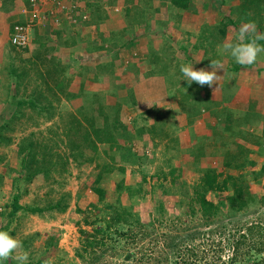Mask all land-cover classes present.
I'll return each mask as SVG.
<instances>
[{
  "label": "rangeland",
  "instance_id": "374dc122",
  "mask_svg": "<svg viewBox=\"0 0 264 264\" xmlns=\"http://www.w3.org/2000/svg\"><path fill=\"white\" fill-rule=\"evenodd\" d=\"M80 1L84 2L82 3L88 9L87 13L79 14V5L76 13L77 15L75 16H72L71 13L67 15L68 17L64 14H59V25L69 23L68 25H70V27H79L83 20L89 21L90 17H94L96 15L95 11L103 17L104 21L110 18L109 21H107L110 27L115 26L117 28V19H119V16L123 17V13L129 16V12L136 13L140 15V17L143 15V17L153 19L154 23L157 25V22L161 20L160 11H165V9H169V4H174L172 0ZM193 1L194 0H189V3H193ZM13 2L15 4L22 3L24 5L26 0H13ZM241 2H243V0H241ZM175 5L176 4H174V6ZM11 6H14V4L10 3V0H0V8L2 11H5L3 19H5L6 14H8L6 13V9ZM42 9L44 10L43 7ZM235 11L238 13L239 10ZM3 19H0V23L4 22ZM125 25L130 26L129 23ZM234 25L236 27L238 26V24ZM3 28L4 29L0 31V38L3 37L2 32H5V28L6 31L10 30V25L4 26ZM121 28L126 31L129 30L132 35H135L137 32L140 34L143 27L137 28L138 30L125 27ZM209 29L203 28L201 30H196V35L190 36L191 38L197 37L196 40L188 43L186 48L192 49L199 43H202L200 42L202 41L201 38L203 40L209 38L208 40L210 42L212 39H215L213 36L219 35L213 34V32L210 31L211 29ZM43 30L44 27L43 29L39 28V22H35L34 25L29 28V37L31 36L33 45H36L33 42V37H41V32H43ZM98 32L91 31L90 35L97 37ZM46 33V36H51L48 31ZM114 33L116 34V32ZM106 34L107 33H105V35ZM72 36L76 39V48L80 47L81 49V45L83 44V46H86V42L77 38L74 33H72ZM136 37L135 41L132 40L134 43L131 47L126 49L119 47L115 50L118 55L122 53L123 56H127L128 54L124 60L125 65L123 66L128 72L132 71L128 65L137 54L143 51L140 44L142 41L144 42L146 40L145 36L140 35ZM212 41L210 44H206L205 50L213 46ZM124 43L128 44V42L125 41ZM119 45L121 44L119 43ZM5 46V53L7 54L8 52V56L2 58L0 54V115H8L7 117L9 119L11 116L10 114L16 109L15 106L19 100L33 98L34 89L38 87L37 84L44 87L46 84L42 82V78H38L35 66L30 63L29 59L27 60L28 57H31L33 62L37 63L38 66L41 62L40 57L44 53V48L39 46L36 48L33 47V49H28V52L24 54L22 51H13L9 49L8 39ZM177 46H179V44ZM218 46L219 44L217 43L214 50L218 49L220 53L215 52L212 56L208 55L207 60L210 63L205 64L203 61L205 65H210L211 59L218 58V60H220L219 57L226 56L221 54L222 51L217 48ZM113 52L114 51L111 50L106 53L113 54ZM194 52L195 50L192 51V54L186 55L184 49L179 46V48L174 51V54L171 51L168 52L172 57L171 60L168 59L169 55L167 54V58L158 59L157 52H152V54L154 53L152 57L158 59L159 63L164 60L161 64L162 67H159L158 70H162V73L166 72L169 74V78L174 82L172 83L173 87L179 90L180 94H176L181 95V98L185 96V98L189 99L188 111H184L183 114L186 120L185 124L180 122L182 121V115L178 112L179 109L175 110L180 118L178 116L173 117L174 114L171 115L169 111H166V113L163 111L165 116L162 119L157 116L160 112L159 110L156 111L155 107L146 109L145 111L147 114L137 119L136 114L141 113L140 109L135 113L133 109L125 107L124 99L118 97L117 101L113 97H110L111 94L109 92H97L96 90H92L95 88V84L100 80L99 78L98 80L89 78L85 88L87 93L81 96L82 98L77 97L76 99H72V101L66 97H62L61 99L55 97L56 93L59 94L60 92L56 84L53 85L52 92L43 87V92L46 93L47 91L49 98L52 100V102H50L49 99L44 100V104H48L49 106V103H52V109H50L49 112L44 111L40 116L29 106H26V109H23L25 116L19 121L11 124V129L7 131L6 134L13 139V143L0 146V174L3 175V171L6 172L4 177L1 176L3 179L0 181V231H7L22 242L23 247L20 252L28 253L29 259L27 264H161L162 262L160 263L159 260H164L165 262L163 264H168L170 261L172 262L171 256L166 253L167 250H165L166 248L164 246L166 244H164V242L158 243V237L160 238L163 233H167L171 236L167 242L170 243L173 241V238L177 239L178 235L184 234L180 232L184 231L183 228H177V226L181 225V221L177 222L180 216H183L185 220L190 219L191 222H194V227L197 226L198 229H202L201 231H208L210 229L208 226H204L205 224L202 221L201 212L194 218L186 215L184 216L183 213L188 210L192 211L191 205L194 208L197 207L195 204L194 186L200 181L204 172L203 170L206 168H214L218 171H224L226 156L231 159L235 165L238 163H246L247 168L238 169L235 174L244 175V181L249 184L251 191L256 195V200L255 203H252L251 206L243 212L233 215L224 213V222L222 223H230V228H232L236 222L242 224H250L252 222L264 226V202L262 200L264 197V175L258 176L257 174L264 163V92L260 91L262 87L256 91L257 94H251L252 97L255 96L254 98L258 101V106L260 107L257 108L258 106H256L254 109L250 110L249 108H251V105L249 101L247 102L248 94L246 96V93L237 91L239 85L234 84V89L229 85H224L225 88L218 89L219 94L217 95H220V98L218 97L219 100L215 102L212 99L204 103L201 101V113L196 117L195 122L190 124L187 116L191 110L190 101L195 97L199 99L200 96L208 94V92L202 93L203 90L207 89L208 85L200 86L199 84L192 83L191 86H189L188 82L183 80L182 73L180 72V66L182 64H191L196 70L203 65L201 61L192 59ZM10 56L13 57L15 65L21 69L19 72L22 71L25 65L30 66L29 73L32 79L29 77L27 80L25 79V81H23L18 78L19 74L12 73V68L9 65ZM258 60H264V53L260 55ZM84 61L85 60H83V62ZM167 62H169L170 65L165 64ZM231 62L237 64L234 58H231ZM157 67L155 68V73L157 72ZM203 69L208 68L204 67ZM105 72H108L107 69H105ZM233 72L234 71H232V73ZM111 75L114 76V78L116 77L114 74H110L109 78H111ZM236 75H238V78H243L238 72L235 76ZM225 77L226 75L223 76V78ZM228 77V79H230L229 81H232V83H238L241 79L237 77L235 79L234 75H228ZM249 79L250 76L247 77V82L251 83L252 80ZM83 81H85V79L79 78L78 81L72 82L70 86L73 90L80 92L81 83ZM48 82H50V79H48ZM110 83L113 85V89L117 87V85L114 84V79H110ZM88 88L91 90H88ZM50 93L53 96L50 95ZM95 93L99 95V99L94 97ZM131 93H128V97ZM133 94L137 102L143 99V101L147 100L148 102H153L151 99H165V97L167 98V96L170 95V93L164 92H138ZM128 97L126 100L133 102V99H128ZM147 98H149V100ZM95 100H98L97 104ZM115 102L119 103L120 109L117 107L112 108V106H115ZM168 102H170V100ZM82 107L87 110L86 112L90 115L96 113V121H98L99 118L102 119L100 113L109 114L111 112L112 117H114L115 112L119 111V116H115L117 121H119V126L122 129L124 127H129L131 132L134 133L132 141H129L130 143L127 145H133L134 151L141 159L143 156H146L142 163L133 164L132 162H127L124 159L125 157L122 158L121 151H117L118 149L115 146L110 148L108 145H100L99 161L111 162L112 159L110 155L115 159L112 163L115 169L109 177L112 183V185L109 183V190L114 187L115 183L120 182L122 179H125L132 186L137 187L142 177L144 175L148 176L147 179L149 182L144 184L147 198H141L135 205V208L136 211L141 214L144 221H149V223L153 222L150 227L151 234L143 239V241L127 243L122 239V241H117L116 243L111 242L110 244H112L113 247L110 248V246H108L105 249H98L96 257L87 255L85 258H82L79 253L83 252L82 243L87 232H93L94 226L92 221L95 219H103L104 215H108L104 212L100 213L98 210H94V212L90 213L92 203L99 202L98 197L90 186L92 183L91 181L94 179L93 176L98 172L97 161L90 163L85 161L82 164L81 159L75 160L72 157L69 158L70 147L68 144V135L66 134V126L70 125L72 117L84 120L86 125L89 124L86 121L87 119L83 117L82 111L80 112ZM50 112L54 113L52 119H49L47 116V113ZM135 119H137V121ZM158 119L165 121V132H161L157 129L155 138H150V134L146 128ZM113 120H111V122ZM73 126L77 127L76 124ZM198 128L201 130L199 131ZM74 130L75 129H73V131ZM82 132L83 131H81V133ZM78 133L80 132L77 130V134ZM31 135H34L36 139L43 142L47 148L52 149L50 156H57L56 159L58 158V160L56 161V167L49 173L37 176L30 184H26L25 182L19 183L21 190L28 188V192L22 196L20 203L25 206L47 207L50 203H56L64 198V201L68 202V207L62 212L59 209H48L43 213H33L27 209L20 210L14 218H11L8 214L11 207H7L6 205H11L14 193L18 192L13 183L15 180L14 177H16L14 168L19 166V162L14 159V157L17 155V146L20 140ZM82 141H84V139ZM121 142L122 144L127 143V141L122 139ZM105 149H108L107 153L104 151ZM201 149L202 151L204 150V152L199 153ZM123 155L126 156L125 153ZM250 160L255 161L256 164L251 165L249 163ZM64 162H67V164L63 171ZM164 189H167L170 193H164ZM114 198L115 196L109 195L108 202H110V200L113 201ZM211 198H214V196L211 195ZM161 199L164 200L166 204L165 207L167 208L164 214L158 212L156 208L157 203ZM134 200L135 199L128 198L126 202L132 205ZM182 200H184L188 207L185 208V204H181ZM79 209L85 212H81ZM1 211L6 212H4V214L1 213ZM163 215L166 216L163 218L164 221L169 225L161 227L159 221L162 219L161 216ZM83 230L87 232L83 233ZM213 238L214 241L217 242L222 239L217 235ZM204 241L208 243L207 248L210 256L208 260L212 262L215 256L211 247L214 249L215 246L217 247V243L213 244L212 238H205L199 240L196 246L198 247V245ZM201 255L204 256V251L201 252ZM229 255L230 252L228 250L222 252L219 261H227ZM0 264H18V262L10 258L7 261H0Z\"/></svg>",
  "mask_w": 264,
  "mask_h": 264
},
{
  "label": "trees",
  "instance_id": "16d2710c",
  "mask_svg": "<svg viewBox=\"0 0 264 264\" xmlns=\"http://www.w3.org/2000/svg\"><path fill=\"white\" fill-rule=\"evenodd\" d=\"M66 1L67 0H63V3H67ZM172 2L179 7L187 9L188 11H193L188 8L190 5L189 0H172ZM260 2L261 0H243L242 5H246L247 7L250 6L251 9L256 11V7L259 6ZM10 3L15 4L13 0H10ZM24 6L29 9L31 8L29 0H26ZM95 12L96 15H93L94 17L90 18V22L98 24L99 18L100 20H103V17L99 15L97 11ZM96 16H98V18ZM85 21L88 20H83V22ZM28 23L29 18L24 12H21L19 16L14 17V21H12L10 24V40L8 41V45L11 50H19L24 54L28 52V49H33V47L36 48L37 46L45 49L44 54L41 57V62L38 66L37 63L33 62L31 57H28L27 60L29 59L30 63L35 66L38 78H42V82L46 84L44 88L52 92L53 85L56 84L57 88L60 90L59 94L56 93V98L59 97L61 99L62 97H66L67 99L72 100L87 93V90L85 89L86 81L81 83L80 92H73L69 90L71 83L75 80L74 76L76 75L82 79L90 78L98 80L100 74H108V72L115 74L117 71H123L124 63L117 60H113L112 63H103L101 61L98 63V65H96L93 71L91 69L88 70L84 63L81 65L71 63V65H69L67 63L68 60L64 61L61 59V57L59 58L55 54H58L60 49H62L58 45L66 46V48H72L76 45V39L71 35L63 40L61 37L63 34V31L61 30L62 26L54 22L49 23V20L47 21L46 19L42 23L44 24L43 34L37 40L39 43L33 45L31 36L29 37V42L25 46L13 43L12 37L15 35L16 26H26ZM223 29L221 26H218L216 30L213 31V34H219L221 31L223 34H226V30ZM47 31L50 34L60 35L59 39H54L52 36H46ZM101 35L103 36L104 33L101 32ZM219 36L220 34L214 36L215 39H212L213 41H211L215 42L217 40L216 37L218 38ZM104 41L105 40L102 39L103 46H97L94 44L91 46L89 45L88 48L96 47L104 51L106 49L104 46ZM50 54H52L51 58L49 57ZM204 62L205 64L210 63L208 60H205ZM9 65L12 68V73L14 72L15 74H19V79L25 81V79L27 80V78H31L29 73L30 66L25 65L22 71L19 72L21 69L15 65V61L11 56L9 59ZM72 66L75 67L74 71ZM76 67H78V70H76ZM105 69H107L108 72H105ZM90 72L93 73V78L88 77ZM48 79H50V82H48ZM111 79L116 81L117 77L114 78V76L111 75ZM37 86L38 87L34 89L32 96L33 98L28 100L21 99L17 102L15 106L16 109L12 114H10L11 116L9 119L7 117L8 115H0V146L10 145L13 143V139L8 137L6 132L11 129V124L13 122L19 121L25 116L23 109H26V106H29L40 116L44 113V111L49 112L50 109H52V103H49V106L48 104H44V100L47 99L52 102L47 91L46 93L43 92V86H40V84H37ZM50 95L52 94L50 93ZM94 95V97L99 99V95L97 93ZM129 98L133 99L134 104L137 103L133 93H131ZM203 99L204 97L200 96L199 99L198 97H195V99L190 101L191 110L189 111V114H187L190 124L194 123L196 117L201 113L202 108L200 104ZM181 100L185 102L189 99H186L185 96H183ZM97 101L98 100H95L96 104ZM115 107L120 109L119 103H117L115 106H112V108ZM82 109L83 107L81 108L80 112L82 111L81 113L83 117L87 119L86 121L89 124L86 125L84 120H80L77 117H72L70 120V127L66 126V134L68 135V144L70 147L69 158L72 157L75 160L81 159L82 164L85 161H88V163L97 161L98 172L95 176H93L94 179L91 181L92 183L90 186L92 191L98 197L99 202L92 203L90 213L94 212V210H98L100 213L104 212L108 215H104L103 219H95L92 221L94 226L93 232H87L84 230L82 231L83 233L87 232V235L83 239L82 243L83 252L79 254L82 258H85L87 255L96 257L98 249H105L108 246H110V248L113 247V245L110 244L111 242L116 243L117 241H122V239L127 243L143 241V239L151 234L150 227L153 222L149 223V221H144L141 214L137 212L135 208V205L139 200H141V198H147L144 184L149 182L147 179L148 176L144 175L137 187L132 186L125 179H122L120 182L115 183L114 187L109 190V185H112L109 177L111 176L112 171L115 169V166L112 164L114 162L113 160L115 159H113V156L109 154L112 159L111 162L99 161L100 145H108L110 148L115 146L118 149L117 151H121L122 158L125 157L124 159L127 162H132L133 164L142 163L146 156H143L141 159L140 156H138L134 151V146L127 145L132 141L134 133L131 132L129 127H124L122 129L119 126V121H117L115 117L116 115L119 116V111L115 112L114 117H112L111 112L109 114L100 113L102 115V119L99 118V120L96 121V113L90 115L86 112L87 110ZM159 112L160 114L157 116L163 119L165 116L164 112L161 110H159ZM47 116L49 119H52L54 113H47ZM111 120L113 121L111 122ZM155 122L156 123L151 127V129L149 128L153 134L155 135L157 129H159L161 132H165V121L158 119ZM75 124L77 127L73 126ZM73 129L75 130L73 131ZM154 129H156V131H154ZM77 130L80 132L78 133L79 136L77 134ZM81 131L83 132L81 133ZM83 139L84 141H82ZM121 139L127 141V143L122 144ZM17 148V155L14 157V159L18 160L19 166L14 168L16 177H14L15 180L13 184H15V188L18 190V192L14 193L11 205H6L7 207H11V210L8 213L10 217L14 218L20 210L26 209L33 213H43L48 209H59L61 212L65 211L68 207V202L64 201V198L57 201L56 203H50L47 207L25 206L20 203L22 196L28 192V188L21 190L19 183L25 182L26 184H30L37 176L44 173H49L56 167V161L58 158L56 159L57 156H50L52 149L47 148L45 144L36 139L34 135L22 138L18 143ZM104 151L107 153L108 149H105ZM202 152H204V150L202 151L201 149V152L199 153ZM124 153L126 156L123 155ZM249 163L251 165L256 164L253 160H250ZM66 164L67 162L63 163V171L65 170ZM224 165V171H218L214 168H206L203 170L204 172L200 178V181L194 186L195 204L197 207L194 208L191 205L192 211L188 210L183 213L184 216L186 215L194 218L197 217L199 212H201L203 219L202 221L205 224L204 226H208L210 229L208 231H201L202 229H198L197 226L194 227V222H191L190 219L185 220L183 219V216H180L177 222L181 221V225L177 226V228H183L184 231L180 232H183L184 234L178 235L177 239L173 238V241L170 243H167L168 239L171 238L169 234L163 233L160 238L158 237V243L164 242V244H166L164 246L166 248L165 250H167V255L171 256L170 258H172V262L170 261L171 264L264 263V226L252 222L250 224L236 222L234 223L233 227L230 228V223H222L224 222V213L233 215L243 212L245 209L250 207L252 203H255L256 200V195L251 191L249 184L245 183L244 181V175L235 174L236 170L247 168L246 163H238L235 165L233 161L226 156ZM5 173L6 172L3 171V175L0 174V181L3 179L1 176L4 177ZM257 174L258 176L264 175V163ZM163 192L170 193L167 191V189H164ZM109 195L115 196L113 201L110 200V202H108ZM211 195H213L214 198H211ZM128 198L135 199L132 205L126 202ZM262 200L264 202V197ZM181 204H185L184 200L181 201ZM165 206L166 204L164 200H159L156 205L157 211L161 214H164V211L167 209ZM184 206L185 208L188 207L186 204ZM79 210L81 212H85L81 209ZM4 212L6 211H1V213ZM165 217V215L161 216L162 219L159 221L161 227L169 225L164 221L163 218ZM216 235L222 238L219 240V242L214 241L213 237H216ZM205 238H212L213 244L217 243V247L215 246L214 249L211 247L215 256L212 262L208 260V257H210L209 250L207 248L208 243L204 241L203 243H200L198 247L196 246L199 240H203ZM226 250L230 252L227 261H219L221 253L225 252ZM203 251L204 256L201 255V252ZM159 262H162L161 264H163L165 261L159 260ZM170 263L168 262V264Z\"/></svg>",
  "mask_w": 264,
  "mask_h": 264
},
{
  "label": "crops",
  "instance_id": "0c3cea01",
  "mask_svg": "<svg viewBox=\"0 0 264 264\" xmlns=\"http://www.w3.org/2000/svg\"><path fill=\"white\" fill-rule=\"evenodd\" d=\"M67 3H65V7L69 8L71 4H76L79 6V14L87 13L88 9L86 6L79 0H67ZM196 3V5H195ZM53 0H46V3L44 4V10L46 11L44 14H48L47 11L50 9L56 8L54 7ZM25 5V4H24ZM22 3L14 4V6H11L6 9V16L4 17V10L2 11L0 8V19H3L4 22L0 23V31L4 29L3 27L9 26L12 21H14L15 16H19L21 12H23V8L25 7ZM174 4H169V9H165V11H160V19L156 23H154L153 19H149L147 17H143V15H137L136 13L129 12V16L124 15L123 17L119 16V19H117V28L115 26L110 27L107 23L109 19L106 21L100 20L98 24L88 21L81 22V25L79 27H73L68 25L69 23H65V25H61L62 27V39H66L69 36L74 33L77 38L81 39L82 41L86 42V46L81 45L80 47L76 48V46H73L72 48H66V46L58 45L62 49H60V52L57 55L59 58L61 57L62 60L67 61L69 65L75 64L81 65L84 63L88 70H94L96 65H98L99 62L103 63H112L113 60L122 61V63L125 62L127 56H123V54L116 53L115 50H117L119 47H123V49L129 48L133 45V41L137 38L136 36H145L146 40L141 42L140 47L143 50L140 54H137L136 57L133 58V61L128 65L130 70L132 71L128 72L123 68V71L115 72V76L117 77V80L115 81V85L117 87L113 89V85L110 83L109 78L110 74H113L112 72H109L108 74H100L99 81L95 84V88L92 90L101 91V92H109L111 94L110 97H113L118 101V97L124 99L125 107L129 109H133L136 112L138 110H141V113L136 114V117H144L146 113V109H151L156 107V111L161 110L166 113V111H169L173 117H179L175 109H179L178 112L181 113L182 122L185 124V118H184V111H188L187 107L189 105V100H186L185 102L181 100V95H179V90L176 87H173L174 83L170 78L169 74L166 72L162 73V70H158L159 67H162L161 64L164 62L161 61V63L158 62V59H165L167 58L168 52H172L174 54V51L179 48H183L186 52V55L192 54V51L195 50L193 53L192 59H196L195 61H201L203 65H201L199 69L207 67L208 71H211L210 65H205L203 61L207 60L208 55H213V53L217 52L220 53L218 49L214 50V47L219 44L217 48H219L222 51V55H226L225 57H219L220 61L224 65V69L218 70L217 74L221 75L220 80L216 85H213L211 87L208 86L206 90H203V92H208V94H204L201 97H204L202 100L203 103L207 100H219V96L217 95L219 88H225L224 85H229L231 88H235L233 86L234 84L239 85V88L237 91H241L242 93H246V96L248 94L247 102L250 103V110L254 109V107L258 106V101L255 100V96L252 97L251 94L256 93L260 87L261 92H264V60H257V62L251 66H241L238 64H234L231 62V55L229 53L223 52L222 45L225 42H236V35L239 31V28L242 24L247 22H254L257 25V29L259 32H264V0H261L259 3V6L256 7V11L251 9V7H247L246 5H242L241 0H194L193 3L191 2L189 7L193 11H188L187 9L183 7H179ZM173 7V8H172ZM254 7V6H253ZM60 10V9H59ZM235 10H239L238 13ZM67 11V10H66ZM127 12V11H126ZM248 13V14H247ZM62 14V13H61ZM60 14V15H61ZM77 15V14H76ZM48 17V16H47ZM97 17V16H96ZM79 18V17H78ZM81 18V17H80ZM91 18V17H90ZM100 19V18H99ZM49 20V23H52V19L49 17L46 19ZM152 20V21H151ZM39 22V28L43 29L42 26H44L43 23ZM153 22V24H152ZM47 23V22H45ZM129 23L130 26H126L125 24ZM122 24V25H121ZM234 24H238L236 27ZM218 26H221L223 30H226V34H223L219 32L220 36L216 38L217 40L215 42H212L213 46L210 49H206V44H210L209 38L206 40H203L201 38L202 43H199L194 48L189 49L186 48V45L190 43L191 41H195L197 37L191 38L190 36L196 35V30H201L203 28L209 29L210 31L216 30ZM121 27L130 28L133 30H138L137 28H142L141 33L139 32L135 33V35H132L131 32L128 30H124ZM98 32V36L95 37L94 35H90V32ZM69 32V34H68ZM101 32L104 33V37L101 35ZM114 32H117L115 34ZM121 32V33H120ZM2 38H0V54L2 58H5L8 56L5 53L6 49V43L7 39L10 40L9 31L2 32ZM43 34V32H41ZM105 33H107L105 35ZM218 34V33H217ZM52 38L59 39L60 35L57 34H51ZM110 37V38H109ZM6 40H5V39ZM40 37H33V41L35 44L39 43L37 40ZM214 38V36H213ZM102 39H104V46L106 49L102 51L100 48H94L88 46L90 45H97V46H103ZM123 41H122V40ZM127 40V41H126ZM128 42L127 43H124ZM131 41V42H129ZM88 42V43H87ZM91 43V44H90ZM119 43L121 45H119ZM259 43L264 44V41H260ZM179 44V46H177ZM88 45V46H87ZM63 46V47H62ZM176 48V49H175ZM9 49H11L9 47ZM114 51L113 54L106 53L108 51ZM45 51V49H44ZM157 52L158 59H155L152 54ZM151 52V54H150ZM56 53V52H55ZM209 53V54H208ZM216 53V54H217ZM44 54V53H43ZM79 54V55H78ZM167 54V55H166ZM63 57H62V56ZM42 57V56H41ZM40 57V59H41ZM52 57V54L49 56ZM197 57V58H196ZM218 57V56H217ZM201 58V59H200ZM168 59H172V57L169 55ZM209 59V57H208ZM218 59V58H215ZM259 59V58H258ZM83 60H85L83 62ZM116 61V62H117ZM167 65H170L169 62L165 63ZM263 65V66H262ZM158 66V67H157ZM7 67V66H6ZM73 67V66H72ZM157 67V72L155 73V68ZM240 67V70H239ZM42 68V67H41ZM75 67H73V71ZM43 69V68H42ZM76 70H78V67H76ZM232 71H234L232 73ZM241 74L242 77H237L235 74ZM73 75V74H72ZM226 75L225 78L223 76ZM228 75H234L235 79L236 77L240 79L238 83L232 81H229ZM250 76L249 80H252L251 83L247 82V77ZM75 80L78 81L80 78L79 76H74ZM93 78V73L90 72L89 76ZM81 79V78H80ZM88 79H85L86 84L88 82ZM243 79V80H242ZM73 81V82H74ZM187 83V82H186ZM195 82H193L194 84ZM46 86V85H45ZM44 87V86H43ZM233 88V89H234ZM91 90L90 88H88ZM70 91L77 92L76 90H73L72 87L69 89ZM259 91V92H260ZM138 93V92H164V93H170L167 98H154L151 99L153 102L145 101H139L134 104V102H131L130 100H126L128 97V93ZM251 92V93H250ZM179 93V94H176ZM183 93V92H181ZM259 94V93H258ZM179 95V96H178ZM123 96V97H122ZM140 96V95H139ZM117 97V98H116ZM126 97V98H125ZM209 97V98H208ZM219 97V98H218ZM143 98V97H142ZM141 98V99H142ZM257 98V97H256ZM129 99V97H128ZM136 99V98H135ZM149 100V98H147ZM187 99V98H186ZM195 99V98H194ZM120 100V99H119ZM137 100V99H136ZM170 100V102H168ZM252 100V101H251ZM72 101V100H71ZM156 101V102H155ZM117 102H115L114 105H116ZM171 106H169V105ZM158 106V107H157ZM184 107V108H183ZM258 106L257 108H259ZM184 109V110H183ZM132 110V111H133ZM188 113V112H186ZM189 114V113H188ZM135 115V114H134ZM137 119H135L137 121ZM154 121L149 127L146 129L148 130V133L150 134V138H155V135L150 130L151 127L155 124ZM150 128V129H149ZM200 131L201 129L198 128ZM156 131V129H154Z\"/></svg>",
  "mask_w": 264,
  "mask_h": 264
},
{
  "label": "clouds",
  "instance_id": "9594fccd",
  "mask_svg": "<svg viewBox=\"0 0 264 264\" xmlns=\"http://www.w3.org/2000/svg\"><path fill=\"white\" fill-rule=\"evenodd\" d=\"M260 41H264V32H259L254 22H247L240 26L236 42H225L222 48L223 52L229 53L237 64L251 66L264 53V44L259 43ZM210 67L211 71L203 68L196 70L191 64H182L180 72L183 80H186L189 86L195 82L200 86L211 87L220 80L221 75H218L217 72L224 69V65L218 59H211ZM22 247V242L19 239L7 231H0V261H7L11 258L15 259L18 264H27L29 255L27 252H20Z\"/></svg>",
  "mask_w": 264,
  "mask_h": 264
},
{
  "label": "built area",
  "instance_id": "2783aa9c",
  "mask_svg": "<svg viewBox=\"0 0 264 264\" xmlns=\"http://www.w3.org/2000/svg\"><path fill=\"white\" fill-rule=\"evenodd\" d=\"M29 2L31 4V8L29 9L24 7L23 9V12L26 13L29 18V23L26 26L17 25L15 35L12 37L13 43L23 46L27 45L29 42V28L34 25L35 22H42L49 17L53 22L55 21L56 24H60V19L58 17L61 12L68 17L67 15H69V13H71L72 16H75L78 10V6L76 4H71L69 8H66L63 0H53L55 3L54 7L56 8L50 9L48 14H44L46 11L44 12L42 7H44L46 0H29Z\"/></svg>",
  "mask_w": 264,
  "mask_h": 264
}]
</instances>
